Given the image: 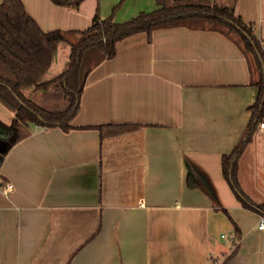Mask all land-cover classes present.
Masks as SVG:
<instances>
[{
	"label": "crops",
	"instance_id": "0c3cea01",
	"mask_svg": "<svg viewBox=\"0 0 264 264\" xmlns=\"http://www.w3.org/2000/svg\"><path fill=\"white\" fill-rule=\"evenodd\" d=\"M22 1L50 31L86 29L121 0ZM208 1L233 8L264 50V0ZM157 7L123 0L115 20ZM251 61L234 34L209 26L119 40L114 57L92 64L71 128L31 124L7 151L0 264H264V212L245 206L222 163L250 129ZM14 116L0 101V121ZM261 121L237 162L254 204L264 202Z\"/></svg>",
	"mask_w": 264,
	"mask_h": 264
},
{
	"label": "trees",
	"instance_id": "16d2710c",
	"mask_svg": "<svg viewBox=\"0 0 264 264\" xmlns=\"http://www.w3.org/2000/svg\"><path fill=\"white\" fill-rule=\"evenodd\" d=\"M53 1L78 8L83 0ZM122 2L123 0L115 6L114 13ZM157 3L156 9L141 11L122 22L115 20L114 13L102 18L96 12L91 25L86 29L46 31L27 11L22 0L0 1V101L15 113L11 123L0 121V140L6 143L5 149L0 151V169L7 151L29 134L31 124L71 128L70 121L79 108L80 97L92 67L90 57L94 54L100 53L96 62L114 57L117 42L139 31H146L151 42L152 32L156 28L209 26L234 34L251 54L253 72L257 74L253 83L258 87V94L250 107V129L243 142L231 153L223 155L222 163L225 177L245 206L264 212V202H251L240 188L237 178L238 158L251 140L257 124L264 118V50L260 39L252 26L244 22L231 7L208 0H157ZM72 34H79L81 37L70 43L69 66L55 77L43 80L53 63L59 44L68 41ZM58 84L70 97L69 105L62 110L44 108L25 92L29 87L48 92L53 85ZM188 184L191 187L196 185L193 177L188 176ZM238 233L236 232V236Z\"/></svg>",
	"mask_w": 264,
	"mask_h": 264
},
{
	"label": "rangeland",
	"instance_id": "374dc122",
	"mask_svg": "<svg viewBox=\"0 0 264 264\" xmlns=\"http://www.w3.org/2000/svg\"><path fill=\"white\" fill-rule=\"evenodd\" d=\"M81 35H71L68 41H63L59 44V47L55 53L53 63L48 71L45 73L43 80H48L64 71L70 62V52H71V42H75L80 39ZM100 56V53L94 54L90 57V63L93 64L94 61ZM25 92L31 95V98L38 102L41 106L51 110H62L69 105V96L65 94L62 86L60 84L53 85L48 92L35 88L29 87L25 89ZM41 92V93H40Z\"/></svg>",
	"mask_w": 264,
	"mask_h": 264
},
{
	"label": "built area",
	"instance_id": "2783aa9c",
	"mask_svg": "<svg viewBox=\"0 0 264 264\" xmlns=\"http://www.w3.org/2000/svg\"><path fill=\"white\" fill-rule=\"evenodd\" d=\"M260 126H264V122L260 123ZM13 188V184L10 182L6 183L5 189ZM258 228L260 230H264V213L260 215L259 221H258Z\"/></svg>",
	"mask_w": 264,
	"mask_h": 264
},
{
	"label": "water",
	"instance_id": "95a60500",
	"mask_svg": "<svg viewBox=\"0 0 264 264\" xmlns=\"http://www.w3.org/2000/svg\"><path fill=\"white\" fill-rule=\"evenodd\" d=\"M6 143L3 140H0V151H3L5 149Z\"/></svg>",
	"mask_w": 264,
	"mask_h": 264
}]
</instances>
